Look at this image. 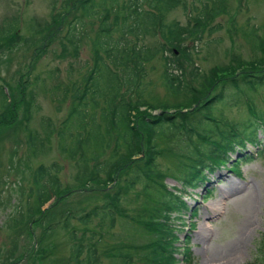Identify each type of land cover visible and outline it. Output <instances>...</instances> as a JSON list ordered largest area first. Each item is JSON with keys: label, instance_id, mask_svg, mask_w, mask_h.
I'll return each instance as SVG.
<instances>
[{"label": "rangeland", "instance_id": "rangeland-1", "mask_svg": "<svg viewBox=\"0 0 264 264\" xmlns=\"http://www.w3.org/2000/svg\"><path fill=\"white\" fill-rule=\"evenodd\" d=\"M123 1L129 4L128 0H118L119 3ZM61 2L62 0H0V31L13 25L16 38L14 40L10 37L0 42V264H86L85 252L78 263L72 258V253L74 243L83 240L84 246H88V239L91 240L95 254V260L91 264H143L141 256L148 252L144 247L147 244H141L138 232L141 226L133 216L140 214L143 219V205L150 207L155 203L153 198L149 199L144 195L136 197L141 190L140 184L119 202L118 207L125 210L121 211L128 218L115 214L111 227L108 219H105L102 227L98 218L93 219L86 227L77 220L79 215L93 205H102V201L100 194L78 190L75 176L82 165L59 149L56 133L68 112L69 100L61 104L52 100L54 97L51 88L54 83H59L62 89L70 87L71 83H80L83 74L93 64L91 45L100 22L97 19L84 20L78 34L80 38L73 39L78 41L79 46L78 56L74 57L67 39L76 21H73L75 13L61 19L59 31L53 27V6L55 11L60 12ZM109 2L110 0H105L104 3L108 5ZM187 3L191 9L206 2L187 0ZM188 19L186 11L177 7L166 15L165 20L167 23L175 21L185 26ZM33 23L38 24L35 30ZM207 26V32L202 33L197 42L184 43L186 50L182 53V59L180 57L185 69V79L190 83L186 82L195 90L198 89L197 84L191 82L192 68L197 67L201 73H207L215 67H226L235 56L246 62L260 58L255 56H259V52L254 53L252 40L243 33L256 27L259 38L264 43V0H229L227 13ZM44 27H48L45 35L37 33ZM143 43L148 48L159 49L161 40L158 36L146 37ZM42 46L45 52L40 53ZM174 51L179 55L176 49ZM185 54L191 57L188 59ZM162 55L171 57L168 52L161 53L145 66L143 84L146 83L147 87L143 95L144 101L149 105H156L163 99H169L175 104H180L182 98L183 103L192 102L193 90L190 88L176 101L169 98V93L162 86ZM51 72L56 75L53 77L55 79H49ZM174 74L179 75V71ZM218 74L222 76L221 73ZM221 83V80L217 81L214 93L219 91ZM30 96L33 98L31 107ZM239 96L241 101L237 106L218 104L215 114L212 111L208 114L222 116L223 122L233 126L235 122L249 120L250 115L252 116L248 111L249 107L264 112V88L244 92ZM7 104L9 106L3 108ZM147 111L158 113L150 109ZM168 113L172 114L173 111L169 110ZM43 119L52 124L54 133L50 136L43 130L42 123L47 122H43ZM192 128L198 133L204 134L206 131L202 123L192 122ZM30 131L35 132L42 140V151L39 150L34 155L27 144ZM184 136L186 132L183 136L178 134L169 140L162 139L161 144L163 147L179 148ZM188 138L191 143L198 142L194 133ZM257 140L258 145L245 143L244 150L235 149L229 154L230 160H241L236 172L231 164L218 166L212 172L204 174L205 184L196 189L181 191L188 210H184L175 220L180 230L176 246L181 250L185 245L189 247L192 264H264L262 260L256 262L257 258L264 257V130L257 131ZM37 148H40L39 142ZM245 156L252 157V160L244 163ZM51 164L59 168L61 188L68 195L53 209V219L47 216L40 220L37 214L29 218L32 202L28 193L32 185V172L39 165ZM158 164L159 169L167 175L164 184L168 190H182L180 182L169 174L176 167L173 159L161 157ZM93 187L95 191L100 189ZM109 190L112 193V189ZM206 196L208 197L205 199ZM54 201L52 198L44 206L45 209L54 204ZM62 212L71 214L68 227L62 229L58 226L49 231L47 224L57 221ZM41 239L42 242H39ZM235 248H238V253L233 255ZM119 252L120 256L117 255ZM181 252L185 254V251ZM177 259L178 264L187 263L185 259L183 261L182 254Z\"/></svg>", "mask_w": 264, "mask_h": 264}, {"label": "trees", "instance_id": "trees-1", "mask_svg": "<svg viewBox=\"0 0 264 264\" xmlns=\"http://www.w3.org/2000/svg\"><path fill=\"white\" fill-rule=\"evenodd\" d=\"M104 2L62 0L60 12L55 11L53 6L51 14L53 27L59 31L61 19L75 13L73 21H76L70 30V37H64L70 42L74 57L78 56L79 46L78 41L73 39L80 38L78 34L84 20L97 19L100 22L91 45L93 64L83 74L80 83H71L65 89L59 83H54L51 88L52 100L59 104L69 100L68 112L56 133L59 149L82 165L75 176L78 190L100 194L102 201V205H93L79 215L77 220L86 227L98 218L102 227L105 219H108L111 227L115 214L128 218L121 211L124 209L118 207L119 202L140 184L141 190L136 197L144 195L153 198L155 203L150 207L143 205V219L140 214L133 216L141 226V230H138L141 244H147L144 247L148 252L143 253L141 262L178 264L177 256L182 254L183 261L185 259L186 264H192L189 247L185 245L181 250L176 246L180 230L175 220L184 210H188L181 191L196 189L205 184L204 174L218 166L231 164L236 172L241 160H230L229 154L235 149L244 150L245 143L259 144L257 131L264 130V112L249 107L248 111L252 113L249 120L235 122L233 126L223 122L222 116H211L208 113L212 111L215 114L218 104L235 107L241 101L239 94L264 88V43L256 27L244 31L243 35L252 40L254 53L259 52V56H255L260 58L246 62L235 56L226 67H215L207 73H201L197 67L192 68L190 78L191 82L197 84L198 90H195L187 84L185 69L181 64L182 53L186 50L184 43L197 42L201 34L207 32L210 22L227 13L229 0H205L206 3L200 7L194 6L191 9L187 0H128L129 4L110 0L108 5ZM177 7L186 11L189 17L185 26L175 21L167 23L165 20L166 15ZM33 26L34 29L38 24L33 23ZM47 29L41 28L37 33L45 35ZM14 34V26L8 25L0 31V42L10 37L15 40ZM157 36L161 40L159 49L144 45L146 37ZM175 49L179 55L175 54ZM43 51L44 46L40 53ZM164 52L170 53L171 57L161 56L164 61L162 86L174 101L190 88L193 90L192 102L183 103L182 98L180 104H175L169 99H163L156 105H149L144 101L147 87L146 83L143 84L145 66ZM186 57L189 59L191 56L187 54ZM178 71L179 75H175L174 72ZM53 74L50 73L49 79L56 77ZM218 80L222 83L219 91L214 93ZM32 104L33 98L30 96V107ZM147 109L158 113L152 114ZM169 110L173 113L169 114ZM44 121L47 122L42 123L43 130L50 136L54 129L49 120ZM192 122L202 123L205 133L194 131ZM185 132L186 136L182 138L183 143L179 148L163 147L161 144L162 139L169 140L178 134L183 136ZM192 133L197 135L198 142L191 143L188 137ZM27 139L32 155L42 151V140L35 132L30 131ZM38 142L40 148H37ZM161 157L172 158L176 163L169 174L180 182L182 190H168L164 184L167 175L159 169L158 159ZM244 158V163L252 160L250 156ZM58 171L57 165L51 164L39 165L32 172V185L28 193L32 202L29 218L37 214L40 220L47 216L53 219V209L68 195L62 191ZM93 186L100 189L95 191ZM109 189H112V193ZM52 198L54 204L43 210ZM70 217V213L62 212L57 221L47 224L48 230L58 226L66 229ZM88 243V246H84L83 240L74 243L72 258L75 262L80 261L84 252L86 264L95 260L90 239ZM125 250L130 252L128 248ZM181 251H185V254ZM117 255L120 256V252ZM257 260L264 261V257Z\"/></svg>", "mask_w": 264, "mask_h": 264}, {"label": "bare ground", "instance_id": "bare-ground-1", "mask_svg": "<svg viewBox=\"0 0 264 264\" xmlns=\"http://www.w3.org/2000/svg\"><path fill=\"white\" fill-rule=\"evenodd\" d=\"M222 177H220V179H221ZM219 181V180H218ZM252 204H253V201H252ZM49 206H47L46 207V209L48 208ZM43 210H45V207H43ZM238 253V248H235V251H234V253H233V255L234 254H237Z\"/></svg>", "mask_w": 264, "mask_h": 264}]
</instances>
